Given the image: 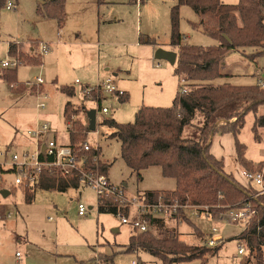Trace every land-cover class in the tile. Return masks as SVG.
<instances>
[{"label": "rangeland", "instance_id": "374dc122", "mask_svg": "<svg viewBox=\"0 0 264 264\" xmlns=\"http://www.w3.org/2000/svg\"><path fill=\"white\" fill-rule=\"evenodd\" d=\"M9 1L16 4V9H8ZM47 1L50 0H7L0 9V68L2 60L11 57L8 54L10 43L19 42L29 48L30 39H41L50 44L49 53L42 56L44 64L20 65L17 78L24 83H37V78L41 77L44 93L40 94L53 95L46 109H41L35 94H17L0 80V143L13 145L19 154L24 149L33 151L34 142L28 131L46 122L57 135V142L67 143L65 104L72 101L77 104L74 107L81 108L84 104L88 109L98 110L99 103L91 98L102 99L105 93L101 90L85 96L83 88L110 78L119 90L129 94V99L121 103L116 95L107 94L102 105L110 108V114L101 115L98 110L97 130L90 131L86 139L100 147V160L111 164L110 181L123 187L131 198L147 190L175 189V179L164 177L157 166L145 169L139 178L121 156V141L110 137L115 128L102 121L113 117L119 123L134 122L138 108L143 105H172L180 78L175 74L174 65L156 58L155 53L159 48H171L170 10L177 0H139L142 5L139 9L135 0H66L62 29L57 20L38 14L37 8ZM230 1L226 3L235 4L239 0ZM180 17V30L188 36L190 44L208 47L218 43L216 38L193 26L198 16L191 7H181ZM147 36L155 39L158 46L147 44ZM30 42L32 45L34 41ZM253 51L247 49V53ZM225 58L233 76L224 75L214 83L259 85L260 78L264 77V54L251 60L240 51H232ZM61 86L73 87L75 94L62 92ZM258 112L264 114V105ZM79 117L89 120L86 111H81ZM254 121L255 114L251 111L238 138L247 147L246 157L258 163L264 161V134L261 142L255 139ZM213 141L212 151L224 159L225 170L242 184L253 186L238 163L235 137L219 134ZM12 176L6 175L5 180ZM6 182L1 189H9L11 195L4 198L0 194V201L7 211L15 214L7 221H0V238L10 255H15L16 251L22 254L23 264H134V260L161 263L157 257L140 250L122 251L129 242L132 227L122 224L118 215L98 211L99 194L94 188L81 184L65 192L38 189L34 200L27 202L23 195L26 188ZM254 188L259 195L260 190ZM80 203L86 206V215L79 214ZM183 211L185 218L171 222L170 226H175L180 239L192 247L206 246L207 235L214 227L224 237L219 244L221 249L208 255L204 264H255L254 259L248 260L251 256L238 252L239 245H244L238 238L251 219L249 223L235 222L226 214L221 215L222 219H209L196 216L190 208ZM106 255L113 256V262L104 263L101 256ZM179 264H202V261L193 259Z\"/></svg>", "mask_w": 264, "mask_h": 264}, {"label": "trees", "instance_id": "16d2710c", "mask_svg": "<svg viewBox=\"0 0 264 264\" xmlns=\"http://www.w3.org/2000/svg\"><path fill=\"white\" fill-rule=\"evenodd\" d=\"M6 4L7 0H0V9ZM182 6H189L200 15V21L193 26L216 38V45L204 47L186 41L180 30ZM37 12L56 19L61 27L66 19V0L47 1L37 8ZM170 20V44L178 49L174 70L180 78V87L172 105H143L138 108L134 122L119 123L113 117H105L102 124L115 128L110 137L121 141V156L139 178H142V171L157 166L164 177L175 179L176 188L173 190L144 191L142 195L149 201L175 200L181 204L208 206L214 218H221L233 208L255 210L249 226L238 239L245 243L247 255L251 256L249 261L254 259L255 264H264V193L257 195L253 186L242 184L225 170L224 159L212 152L216 135L232 134L237 160L244 171H257L264 166V161L254 163L246 157L247 147L238 138L245 126L246 115L253 111V133L257 141H262L264 114L258 110L264 105V87L258 84L214 83L225 75L221 65L230 52L240 51L251 60L264 54V0H239L235 4L223 0H177L171 7ZM149 41L156 42L154 39ZM39 44V41H34L33 49L24 52L18 51V45L12 42L9 54L17 55L20 64H42ZM247 49L255 51L247 53ZM0 71L9 85L17 86L15 91H37L36 84L17 80L16 68L2 67ZM183 88L185 91H182ZM60 90L70 96L75 94V89L70 86H61ZM118 99L124 103L129 94L125 92ZM84 110L87 112L85 106L74 107L71 101L65 104L64 118L69 140L62 145L71 147L79 155L93 158L100 155V147L92 146L90 151L84 149L91 131L89 124L79 117ZM99 164L108 175L111 164L102 160ZM80 186L81 176L78 174L44 172L32 188L26 187L25 196L31 202L38 189L65 192L70 187ZM119 208L122 207L115 197L99 196L100 213L117 215ZM6 211V206L0 204V213L5 214ZM125 212L128 213V210ZM183 212L151 218L146 231L132 227L129 242L122 251L140 250L160 259V264H179L193 259H200L204 264L207 256L216 254L221 246L192 247L181 240L176 227L170 226V223L185 218ZM101 260L104 263L113 262V256H101Z\"/></svg>", "mask_w": 264, "mask_h": 264}, {"label": "built area", "instance_id": "2783aa9c", "mask_svg": "<svg viewBox=\"0 0 264 264\" xmlns=\"http://www.w3.org/2000/svg\"><path fill=\"white\" fill-rule=\"evenodd\" d=\"M8 9H16V4L9 1ZM50 50L48 43L40 44V52L46 55ZM4 68H15L20 65L18 57L11 56L1 62ZM160 65V64H159ZM157 65V66H159ZM37 82H43L41 77L37 78ZM259 85L264 86V78H260ZM103 91L109 95L122 96L125 91L119 90L109 78L101 84L96 86L84 87V94L90 95L92 92ZM185 91V88L182 89ZM38 106L46 108L47 94L39 95ZM103 115H109L110 109L103 106L100 109ZM74 117V116H73ZM52 129L49 123H43L37 129H31L28 134L34 140L33 151L23 150L19 154L10 146L0 143V189L6 184L14 186H23V188L30 187L39 180V177L44 172L57 173L62 175L78 174L81 176V184L94 188L100 197H115L119 202L118 216L121 223L129 227L138 229L139 231H146L150 226V219L153 217H165L178 214L181 210L186 208L193 209L195 215L199 217H206L213 219L208 206H196L191 204H181L175 200L168 201H149L142 194L136 197H128L123 190V187L114 185L107 174H105L101 166L100 155L90 158L87 155H79L75 153L71 147L59 144L57 140L50 137ZM92 146H95L88 141L84 143V149L90 151ZM98 147V146H95ZM12 170V173L8 171ZM6 175H13L10 179L5 180ZM248 182L252 183L254 187L259 189V193H264V166L256 172H245ZM79 214L86 215L87 208L84 204H79ZM130 209V212H129ZM128 210V213L125 211ZM255 210L250 208H233L226 213V217L232 221H239L249 223L251 216ZM14 211H6L0 214V221H7L14 216ZM222 219V218H221ZM227 219V218H226ZM217 227L212 228L206 238L205 245L208 247H215L223 240V236L218 233ZM243 242V241H242ZM244 243V242H243ZM1 244V243H0ZM239 254H247L246 245H239ZM21 253L18 252L17 256ZM134 264H145L142 261L134 260Z\"/></svg>", "mask_w": 264, "mask_h": 264}, {"label": "crops", "instance_id": "0c3cea01", "mask_svg": "<svg viewBox=\"0 0 264 264\" xmlns=\"http://www.w3.org/2000/svg\"><path fill=\"white\" fill-rule=\"evenodd\" d=\"M139 0H135V3H136V6H137V8L140 6L139 5ZM223 2H224V0H223ZM226 2H231L230 0H225V3ZM41 6V5H40ZM140 7H142V5L140 6ZM183 7V6H182ZM139 9V8H138ZM139 11V10H138ZM196 13V12H195ZM196 15L198 16V20L197 21H195L194 23H197V22H199L200 21V19H201V17H200V15L199 14H197L196 13ZM43 16V15H42ZM49 18V17H48ZM52 19V18H51ZM56 20V19H55ZM58 22V21H57ZM59 24V23H58ZM65 25V22H64V24H63V26ZM63 26H59V29H62L63 28ZM197 29V28H196ZM200 30V29H199ZM202 31V30H201ZM140 37H142V35L140 34ZM185 38H186V41L188 42V36H185ZM149 39H153V38H151V36H147V38L145 39V41H146V43L147 44H151V45H153V46H158V42L156 41L155 43H151L150 41H149ZM30 41H39L40 42V44L42 43L41 41V39H39V38H33V39H30ZM28 42V45H29V48H25L23 45L24 44H22V43H19V42H14L15 44H17L18 45V51H20V50H23L24 52H27V51H30L31 49H33L32 48V45H30L31 44V42ZM189 43V42H188ZM50 45V44H49ZM171 45V44H170ZM9 47H10V45H9ZM169 50H173V51H176L177 52V50H175V48H173L172 46H171V48H169ZM50 51V50H49ZM40 52V51H39ZM41 53V52H40ZM49 53V52H48ZM47 53V54H48ZM8 54H9V50H8ZM10 56H16V57H18L17 55H11V54H9ZM42 55V54H41ZM43 56V55H42ZM228 58V57H227ZM227 58H225L224 59V61H223V63H222V70H223V73L226 75V76H233V73L232 72H230V69H229V64H228V59ZM27 64V63H26ZM26 64H20V65H26ZM42 64H44V62L42 63ZM19 65V66H20ZM19 66H17V67H15L16 69H17V71H18V67ZM4 68V67H3ZM15 68H10V69H15ZM2 68H0V70H1ZM1 72V71H0ZM264 76V75H263ZM17 77H18V75H17ZM262 78V77H261ZM264 78V77H263ZM0 80H3V81H5L4 79H3V77H2V75H1V73H0ZM17 80H18V78H17ZM19 82H21L20 80H18ZM6 82V81H5ZM7 83V82H6ZM22 83V82H21ZM24 83V82H23ZM8 84V83H7ZM34 84H36V86H37V91L36 92H32V91H30V90H27V91H25L24 93H26V92H32L33 94H35L36 96H37V100L39 101V95H41L40 93H44V90L42 89L43 88V82H41V83H34ZM88 85H90V84H87V85H85L84 87H87ZM8 86H9V88H10V90L11 91H13V92H15V93H17V94H21V95H24V93L22 92H17V91H15V89L17 88V86H13V85H9L8 84ZM41 91V92H40ZM48 95V99H47V101L49 100V99H52L53 98V95H49V94H47ZM86 96V95H85ZM106 97H108L107 96V94L105 93L104 95H103V97H102V99L99 97L98 99H97V97L96 98H91V99H93V100H96L98 103H99V107H100V105H102V103H103V100L106 98ZM100 99H101V103H100ZM47 101H46V103H47ZM72 102V101H71ZM39 103V102H38ZM73 103V102H72ZM73 104H75V103H73ZM75 105H77V104H75ZM47 106H48V104H47ZM46 106V107H47ZM82 106H85L84 104H82ZM104 105H102V107H103ZM39 107V106H38ZM86 107V106H85ZM40 108V107H39ZM42 109V108H41ZM43 109H46V108H43ZM101 109V108H100ZM100 109L98 108V110H99V112H100ZM110 109V108H109ZM86 110H87V112H88V110H90V109H88L87 107H86ZM85 111V110H84ZM99 114H101V115H103L102 113H99ZM82 119V118H81ZM85 123H88L89 124V120H87V121H85L84 119H82ZM41 125V124H40ZM40 125L37 127V128H39L40 127ZM97 126H98V124H97ZM37 128H30V129H37ZM29 129V130H30ZM50 137H52V138H54L55 140H57V135L55 134H53V131L50 133V135H49ZM31 137V136H30ZM32 138V137H31ZM33 139V138H32ZM33 142H34V140H33ZM214 142V141H213ZM8 146H10L13 150H14V148H13V145H8ZM213 152V151H212ZM215 154V153H214ZM216 155V154H215ZM217 156V155H216ZM218 157V156H217ZM218 158H220V157H218ZM243 169V168H242ZM244 173H245V171H244ZM109 175V174H108ZM109 177V176H108ZM241 182V181H240ZM242 183V182H241ZM43 190V189H42ZM173 190V189H172ZM11 192V191H10ZM144 192V191H143ZM26 191L25 190H23V195H24V198H25V200H26ZM35 194H36V192H35ZM11 195V194H10ZM34 198H35V195H34ZM34 198H33V200H34ZM32 200V201H33ZM27 201V200H26ZM31 201V202H32ZM27 202H29V201H27ZM0 204H3L1 201H0ZM7 210V209H6ZM0 264H23V261H22V254L20 255V256H17V253L19 252V251H16V253H15V255H10V253H9V250L6 248V244L3 242V240L0 238ZM14 261V262H13Z\"/></svg>", "mask_w": 264, "mask_h": 264}, {"label": "water", "instance_id": "95a60500", "mask_svg": "<svg viewBox=\"0 0 264 264\" xmlns=\"http://www.w3.org/2000/svg\"><path fill=\"white\" fill-rule=\"evenodd\" d=\"M155 57L158 59L168 60L172 65H175L177 62L178 53L173 50H166L163 48H159L156 50ZM87 116L89 119V129L91 131H96L98 124V110L96 108L88 110ZM0 194L4 198H6L11 194V192L9 189H3L0 191Z\"/></svg>", "mask_w": 264, "mask_h": 264}]
</instances>
